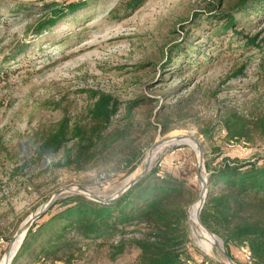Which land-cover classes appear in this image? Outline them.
I'll use <instances>...</instances> for the list:
<instances>
[{
	"label": "rangeland",
	"instance_id": "1",
	"mask_svg": "<svg viewBox=\"0 0 264 264\" xmlns=\"http://www.w3.org/2000/svg\"><path fill=\"white\" fill-rule=\"evenodd\" d=\"M126 2L91 0L81 13L66 16L53 30L38 34L40 7L51 3L64 6L65 0H0L3 15L21 8L19 14L0 21V264L17 230L54 191L82 186L103 199H111L141 173L149 150L162 139L196 137L204 150V165L206 160L215 159L212 167L224 158L264 161V139L228 142L220 123L225 108L235 107L244 115H264V68L252 65L243 76L238 74L243 65L253 60L260 63L261 52L230 45L228 40L215 48L206 42L211 46L206 52H212L214 58H202L197 64L184 66L182 74L177 72L191 45H205L198 39L205 38L207 32L196 25L203 26L211 18L209 4L219 0H147L128 11ZM232 11L236 17L248 19ZM258 32L264 35V24L251 29L248 35ZM229 47L232 50L224 53ZM18 53L20 58L13 61ZM88 89L111 93L123 104L136 101L133 115L142 128L133 135L134 145L144 157L134 173L124 176V162L116 169L56 168L52 166L55 157L36 154L32 146L35 129L40 123L59 119L55 106L61 101H65L63 106L69 102L72 115H76L87 104L83 91ZM192 92L195 94L187 115L174 118L178 127L161 134L157 118L164 112L159 111L161 104L186 105ZM124 117L122 112L120 119ZM198 123L212 129V140L200 135ZM215 149L219 150L214 153ZM152 169L157 177L171 174L182 182L178 213L181 217L185 212L184 227L198 250L196 258L221 260L215 247L207 252L201 248L189 220L201 191L197 146L167 144L149 173ZM203 174L208 179L205 168ZM76 193L70 190L62 196ZM142 227L136 221L119 226L113 235L100 239L101 247L95 249L90 244L73 264H136L140 251L130 241L139 236ZM122 240L125 247L117 254L116 246ZM231 254L235 264H249L241 249L232 247Z\"/></svg>",
	"mask_w": 264,
	"mask_h": 264
},
{
	"label": "trees",
	"instance_id": "2",
	"mask_svg": "<svg viewBox=\"0 0 264 264\" xmlns=\"http://www.w3.org/2000/svg\"><path fill=\"white\" fill-rule=\"evenodd\" d=\"M90 1L65 0L64 6L42 5L36 33L53 30L62 18L87 9ZM146 1L127 0L125 10L138 8ZM209 5L211 18L203 26L196 25L207 32L205 38L198 39L204 40L205 45H191L190 52L181 58L183 62L177 72L182 74L184 66L197 64L202 58L211 60L213 53L206 51L211 46L222 47L225 40L230 45L261 52L260 63L253 60L243 65L238 74L243 76L252 65L264 68V35L262 32L248 35L251 29L264 24V0H230L227 3L219 0ZM20 10L17 8L3 15L0 8V21L7 15L19 14ZM232 10L248 19L236 17ZM206 42H211V46ZM225 50L224 53L232 49ZM20 56L18 53L13 61ZM83 93L87 96V104L76 115H72L69 102L63 106L65 101H61L55 106L60 112L59 119L40 123L35 129L32 146L36 154L55 157L52 166L56 168L75 171L97 167L116 169L124 162L127 168L124 176L134 173L144 157L134 145L133 135L142 128L133 115L136 101L123 104L111 93L93 89ZM194 94L191 93L186 105L161 104L159 111L164 112L157 117L161 134L178 127L174 120L187 115L186 109ZM122 112L125 117L120 119ZM223 113L220 123L226 131V141L251 143L256 138L264 139V115H244L235 107L225 108ZM197 126L200 135L212 140V129L200 123ZM214 160H206L204 165L208 172V194L201 220L221 238L233 260L232 247L239 250L247 247L252 253V264H264V161L224 158L217 167H212ZM155 173L152 169L112 204L96 202L80 193L60 196L32 224L12 264H56L58 261L73 264L84 256L90 244L95 249L101 247L103 241L100 239L113 235L119 226L133 221L143 226L139 236L130 241L140 251L136 264H220L208 257L196 258L198 250L189 241L184 227L185 212L181 217L178 213L182 182L171 174L161 178ZM124 247L122 240L116 246V253H121Z\"/></svg>",
	"mask_w": 264,
	"mask_h": 264
},
{
	"label": "water",
	"instance_id": "3",
	"mask_svg": "<svg viewBox=\"0 0 264 264\" xmlns=\"http://www.w3.org/2000/svg\"><path fill=\"white\" fill-rule=\"evenodd\" d=\"M184 140H190L192 142L195 143V145L198 148V178L200 180L201 183V191H200V201H201V206L199 209V213H198V219L200 221V223L202 224V226L213 236V238H215L214 240V247L217 249L220 257L222 258L221 260H219L218 262L220 264H235L233 259L231 258L230 255H228L223 241L216 236L212 231H210V229L208 227H206L204 225V223L201 220L200 214L202 211V208L204 206V203L206 201V197L208 194V179L206 178V176L203 174V169H204V150L203 147L200 143V141L193 136L190 135H180L177 137H173V138H165L162 139L161 141H158L154 144V146L149 150L147 157L145 159V163L143 166V169L141 171V173L135 177L132 180H129L117 193V195L111 199H103L101 198L99 195L92 193L90 190L82 187V186H65L63 188H60L56 191H54L53 195L42 205V207L40 208L39 211L35 212L30 219H27L24 224L17 230V232L15 233L14 237L11 239L8 248L5 251V259H9L6 260L5 264H11V261L13 260L15 254L17 253V251H15L14 254L13 250L14 248H16V244H17V240L18 238L24 234V236L26 235V233L28 232V230L30 229V227L32 226L33 223H35L44 213H46V211L52 206V204L55 202L56 199H58L60 196H62L63 193L69 192L70 190L73 191H77L83 195L88 196L90 199L102 203V204H112L115 201H117L121 196H123V194H125L131 187H133L136 183H138L139 181H141L146 175H148L152 163L154 161V159L152 160L151 158V154L153 152V150L160 144L162 143H181ZM23 241V239H22ZM21 241V243H22ZM21 243H19V247L21 246ZM11 257V258H10Z\"/></svg>",
	"mask_w": 264,
	"mask_h": 264
},
{
	"label": "bare ground",
	"instance_id": "4",
	"mask_svg": "<svg viewBox=\"0 0 264 264\" xmlns=\"http://www.w3.org/2000/svg\"><path fill=\"white\" fill-rule=\"evenodd\" d=\"M181 143H189L193 146H195V143L190 141V140H184L182 141ZM167 144H176V143H167ZM167 144L165 143H162L160 145H158L152 152L151 154V158L152 160L157 157V155L167 146ZM200 206H201V201L198 200L196 201L190 212H189V220H190V223H191V226L193 228V234L199 239L198 242H199V245L201 246V248L204 250V251H209L211 249H213L214 247V240L215 238H213V236L202 226V224L200 223L199 219H198V213H199V209H200ZM24 234L21 235L18 240H17V244H16V248H14L13 250V253H15V251H18L19 250V243H21L22 239H24ZM11 258V257H10ZM6 260H9V259H4L3 263L2 264H5Z\"/></svg>",
	"mask_w": 264,
	"mask_h": 264
},
{
	"label": "built area",
	"instance_id": "5",
	"mask_svg": "<svg viewBox=\"0 0 264 264\" xmlns=\"http://www.w3.org/2000/svg\"><path fill=\"white\" fill-rule=\"evenodd\" d=\"M158 175H160V174H158ZM241 251L243 253V256H244L245 260L249 264H252L253 263V259H252V253H251V251L247 247H241Z\"/></svg>",
	"mask_w": 264,
	"mask_h": 264
}]
</instances>
